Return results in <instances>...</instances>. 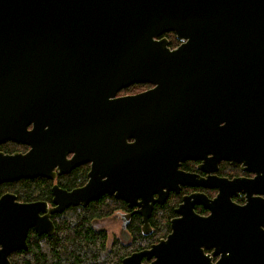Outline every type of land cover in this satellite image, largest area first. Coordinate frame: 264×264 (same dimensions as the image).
<instances>
[{"label":"water","instance_id":"1","mask_svg":"<svg viewBox=\"0 0 264 264\" xmlns=\"http://www.w3.org/2000/svg\"><path fill=\"white\" fill-rule=\"evenodd\" d=\"M140 83L152 86L118 94ZM6 141L29 148L0 151V184L90 169L83 185H53L52 205L0 196V264L30 229L51 235L52 214L105 194L135 207L148 235L154 205L180 185L218 193L184 196L166 237L121 264H264V0H0ZM187 159L254 176L200 177L179 169Z\"/></svg>","mask_w":264,"mask_h":264},{"label":"trees","instance_id":"2","mask_svg":"<svg viewBox=\"0 0 264 264\" xmlns=\"http://www.w3.org/2000/svg\"><path fill=\"white\" fill-rule=\"evenodd\" d=\"M175 45L178 40L173 32L163 33ZM148 84H132L120 90L132 93L134 89ZM135 93V92H134ZM20 144L7 141L0 145L11 151L18 149ZM85 170V169H84ZM85 173L77 169L64 175L60 181L66 187L81 184ZM43 184V185H42ZM10 190L19 199H49V181L38 178H21L0 184V192ZM179 197L172 194L162 204L157 205L150 215L151 232H141L140 217L134 215L129 223L130 240L123 242L116 237L110 241L104 229L94 226V221L107 216L115 210H125L126 203L113 195H104L86 206H71L61 213L51 216L54 232L51 235H38L30 229L26 239L27 249L12 252L8 259L11 264H121L122 258L134 251L148 248L170 232V219L174 215V206ZM146 262V261H145Z\"/></svg>","mask_w":264,"mask_h":264},{"label":"flooded vegetation","instance_id":"3","mask_svg":"<svg viewBox=\"0 0 264 264\" xmlns=\"http://www.w3.org/2000/svg\"><path fill=\"white\" fill-rule=\"evenodd\" d=\"M169 33V32H168ZM163 36V34H162ZM175 37V36H174ZM176 38V37H175ZM169 41V46L171 48L177 46L179 44V41L175 44V45H171L170 42H171V39L168 40ZM152 85L148 84L146 86V88H149L151 87ZM145 88V89H146ZM144 90V89H143ZM142 91V90H141ZM139 92V91H138ZM119 93V92H118ZM137 93V92H135ZM128 94H131V93H128ZM121 95V94H120ZM7 142V141H6ZM13 142V141H12ZM5 143V142H4ZM15 143V142H14ZM3 144V143H2ZM17 144H20L19 148L18 149H12L11 151H7L5 149H3L2 147H0V151L4 152V153H12V152H26L29 148L28 145L26 144H22V143H17ZM1 145V144H0ZM72 153H68L67 154V158L71 157ZM199 165H201V161L200 160H194V159H187V160H184L180 163L179 165V169L181 171H184V172H187V173H193V174H198L200 177H204V178H207V177H210L212 175H217L219 177H224V178H227L228 180L229 179H232V178H235V177H240V178H252L254 176V173L253 172H249L247 170H243L241 169L240 167V164L239 163H236L235 165H233L230 161L228 160H221L219 163H218V167L216 170L214 171H206V169H211L212 167V164L211 163H205V164H202V167L203 168H199ZM77 169H81L84 171L85 173V176L82 178L84 179L83 182L81 184H76L74 186H70V187H66V186H63L62 185V181L61 178L64 176V175H68L70 174L71 172L77 170ZM85 169V170H84ZM89 169H90V162H82L76 166H74L70 171L68 172H65V173H59L57 169L54 170V177L53 178H49V177H44V176H38V177H35V178H38V179H46L47 181H49V193H50V197L49 199H41V198H38V199H32V200H22V199H19L17 194H15L14 192L10 191V190H4V191H1L0 192V196L5 194V193H11V194H14L16 196V200L17 201H22V202H30V201H37V200H43V201H46L48 203V205H52V186L53 185H57L59 186L60 188H63V189H66V190H70L74 187H78L80 185H83L89 175H88V172H89ZM43 185V184H42ZM193 193H204L206 194L207 197L209 198H214L216 196V194L218 193V189L217 188H212V187H208V186H190V185H180L179 187V190L178 192H175L173 190L169 191L168 193V196L166 197V200L168 199L169 196H171L172 194H175V197H179V199L177 200V203L176 205L173 207L174 209L182 202V199L184 196H187V195H190V194H193ZM106 195V194H105ZM104 196V195H102ZM101 197V196H100ZM232 201L235 202L236 204H243L245 203V195L244 193H241V192H237L236 194H234L232 197H231ZM121 200V199H120ZM165 200V201H166ZM123 201V200H122ZM125 202V201H124ZM126 203V202H125ZM158 204H155L153 209L155 208V206H157ZM71 207V206H69ZM68 207V208H69ZM134 208L135 207H129L126 203V209L125 210H120V213L121 214H126V213H131V216L129 217V222H128V225L129 226V223L130 221L132 220L133 216L134 215H137L140 217V220H141V216L138 214V213H134ZM67 209V208H66ZM153 211V210H152ZM194 211L198 214V215H201V216H206L209 214V211L205 208H203L202 205H194ZM53 215V214H52ZM51 215V216H52ZM178 214L174 211V215H172V218L176 217ZM171 218V219H172ZM150 219V217H149ZM170 219V220H171ZM141 228V226H140ZM209 252V251H207ZM11 254V253H10ZM9 254V255H10ZM9 257V256H8ZM216 259V257L213 258V261ZM146 260L143 259V262H145Z\"/></svg>","mask_w":264,"mask_h":264},{"label":"rangeland","instance_id":"4","mask_svg":"<svg viewBox=\"0 0 264 264\" xmlns=\"http://www.w3.org/2000/svg\"><path fill=\"white\" fill-rule=\"evenodd\" d=\"M145 88H146L145 86H140L138 87V89H134L132 93L141 91ZM118 94L124 95L128 93L119 92ZM94 226L100 229H104L108 235L109 241L113 237H116L123 242H127L130 240L131 234L128 230L129 226H127L126 228H122L120 210H115L111 214L94 221Z\"/></svg>","mask_w":264,"mask_h":264}]
</instances>
